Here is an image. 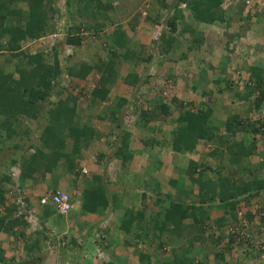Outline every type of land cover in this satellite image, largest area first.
Returning <instances> with one entry per match:
<instances>
[{"label":"trees","instance_id":"1","mask_svg":"<svg viewBox=\"0 0 264 264\" xmlns=\"http://www.w3.org/2000/svg\"><path fill=\"white\" fill-rule=\"evenodd\" d=\"M115 1L0 0V231H11L26 223L23 213L17 214L15 197L7 201L9 195L4 189L6 184H11L10 171L13 167L18 170L14 182L17 187L16 181L19 185L27 180L36 182L42 180L46 173H54L58 169L71 177L78 174L76 158L88 140L95 136V130L87 123L80 126L73 124L76 97L66 90L71 83L84 86L89 74H98L89 102L97 108L116 83L120 63L125 60L131 71L122 77L124 84L131 88L139 86V92L147 89L149 92L150 82L143 71L148 72L151 66L156 71L161 61L182 60L189 52L198 50L202 43L201 32L191 23H184L180 3L185 4L193 22H226V25L230 18L224 17V10L239 4V0H232L226 7L221 6L223 0H147L150 5L137 10L143 0H133L131 6L124 8H118ZM142 10L145 12L143 16ZM118 12L125 16L117 17ZM244 14L245 17H240L245 19L239 28L242 32L250 23L247 17L253 15H249L248 11ZM262 14L264 16V6ZM162 17L165 18L161 20ZM140 20L153 26L160 25L159 34L151 38L149 46L132 40ZM108 25L110 30H105ZM48 34H57L56 41L48 50L29 52L22 47L24 42L39 43L40 38ZM184 34L186 39L181 43ZM239 35L240 32H236L229 36L225 48L233 37ZM182 44L186 52L181 50ZM67 45L81 49L82 57L67 56L64 62L61 61L60 55ZM92 45L96 47L94 51L89 50ZM239 71L237 69L236 75ZM247 72L249 84L243 86L245 95L242 103L234 109L222 108L221 112L218 111L225 115L223 119L213 114L218 104L199 101L194 105L192 100L184 102L171 93L173 84L165 79L157 92L148 96L153 102L139 110L136 121L142 127L155 121L172 126L167 131V140L174 152L190 153L198 142L205 141L212 146L207 155L216 162L220 160L214 168L188 161V179L197 188L194 201L185 202V199L174 198V195L161 194L156 203L157 211L153 213L155 216L150 214L154 222L150 224L159 228L161 237L172 238L178 233L183 246L173 248L171 257L163 256L164 259L156 258L149 263H143L145 256L139 253L141 264H203L193 258L187 261L185 257L194 241L217 243L221 237L227 236L228 243H233L241 239L236 238L233 232L227 234L225 229L233 226L234 210L240 208L241 201L247 204L264 189V179L258 177L260 166L253 169L240 164L242 158L247 159L254 153L255 138L248 139L246 143L242 138H236L240 133H264V119L252 114L264 99V75L257 66L248 67ZM63 75L70 81H66L68 85L64 83ZM166 89V95L162 94ZM249 95L252 97L248 98ZM113 101L111 107L89 112L88 118L109 120L114 124L115 140L111 143V156L125 166L131 158L129 132L121 128L118 116L131 100L117 96ZM221 131L228 135H222ZM153 139L143 144L159 142V137ZM261 161L264 159L261 158ZM209 169H212V178L205 175ZM159 187L155 184L152 189L159 191ZM73 194L80 201L82 213L98 214L109 205L100 176L84 179L82 188L74 190ZM23 200L25 209L28 204L24 197ZM218 205L225 206L229 217L209 218L207 207L218 208ZM187 217L193 219L192 224L183 222ZM107 229L108 226H105V234ZM183 232L186 234L182 235ZM203 234H206L204 240ZM100 245L104 250L105 244ZM229 247L224 245L215 252L217 264H220L223 253ZM3 261L6 259L0 250V262Z\"/></svg>","mask_w":264,"mask_h":264},{"label":"crops","instance_id":"2","mask_svg":"<svg viewBox=\"0 0 264 264\" xmlns=\"http://www.w3.org/2000/svg\"><path fill=\"white\" fill-rule=\"evenodd\" d=\"M251 2L253 3V11L248 13L249 15L255 14L247 17L250 23L243 32L239 31V28L245 20L240 17L246 16L244 14V0L238 1L241 4L240 8L230 7L224 10V17L230 18L227 25L226 22L212 24L193 22L187 17L185 21L191 23L194 28L198 27L196 29L201 32L203 45L195 52L192 51V55L200 59L196 64H190L186 68L187 84L178 90L173 89L171 93L174 96L184 102L192 100L194 105L199 101L208 102L209 105L211 102L216 103L218 105H216L213 114L220 119L225 117L224 114L218 113V111H222V108L234 109L242 103V97L245 95L243 86L248 83V67L257 66L264 75V16L262 14L264 0H251ZM114 3L116 6L118 5L117 2ZM235 23L237 29L231 30L232 25ZM141 26H143V23L140 20L133 34L137 32V35L142 37L140 35L146 29ZM216 27H221L222 31L216 30V32H213ZM236 32H240V35L232 38L233 44L229 43L228 48H225V43H223L221 49L219 47L214 49V41L219 42L220 39L227 41L229 36ZM215 33H218V36ZM228 49H231V51H228ZM203 59L210 61V63L205 64ZM234 60H237L235 65L232 63ZM237 69L240 70L239 75H236ZM166 73L173 79L180 78V70L177 68V64L168 66ZM244 79L246 81L243 82ZM115 86L113 85L110 88L106 99L98 105V112L103 108L113 106V100L117 96L128 98V94L123 95L122 92L120 93L119 88L115 90ZM183 88H185L184 99L180 95ZM111 92L113 93L111 94ZM251 97L252 95L248 96V98ZM148 102L152 103L153 99L148 97ZM78 104L79 102L76 100L73 124L80 126L87 123L95 130V136L88 140L87 145L80 150L79 156L76 158L78 174L71 177L70 174L58 169L57 172L46 173L42 180L36 182L27 180L19 185L16 181L34 221H26L24 226L14 227L11 231H0V250L3 258L6 259L1 263L141 264L139 253H143L145 256L143 263L151 262L156 258L171 257V250L182 247L183 240L180 239L178 233L172 238L161 237L158 231L159 228L154 224V226L150 224L151 222L154 223L150 214L156 213V203H158L161 194L174 195V198L185 199V202L194 201L197 188L188 179V161L191 160L214 168L220 160L216 162L207 155L212 146L207 150L205 147L208 143L200 141L192 152L177 153L171 149L167 140V131L172 128L170 124L167 129L161 126L160 121L142 127L136 121V127H134L136 133L133 132L134 130L128 131V147L131 158L123 166L120 160L111 156V147H109L112 143L110 138L115 135L114 124L109 120L102 121L97 118H88L87 112L84 111L86 108L80 104L83 109ZM252 114H254V117L258 114L260 118L264 119V99L259 108ZM118 123L121 125L120 116H118ZM221 134L228 135L223 131H221ZM104 137L109 139L102 142L101 138ZM158 137V143L143 144L151 138L157 140ZM236 138H242L245 141L244 143L250 138H255L254 153L248 156L247 159L240 160V164L245 163L244 165L253 169L260 166L258 177L264 179V161H261L264 133L255 135L240 133L236 135ZM107 167H110L112 172L111 178L106 175ZM82 168L86 170L85 173L80 172ZM210 170L212 171V169H209L205 172L208 178L213 177ZM93 176L101 177L109 205L98 214L82 213L80 201L77 196H74L73 192L82 188L84 179L90 180ZM14 182L11 180L12 185L8 183L11 188L7 184L4 186L11 198L15 197L14 193L17 195L13 186ZM155 184L160 186L159 191L152 189ZM55 189H63L68 191L70 195L71 209L65 216L54 212L51 204L43 206L39 203V198L42 195ZM188 193H190V197ZM255 198H259L260 202L258 204L257 202L255 204ZM249 203L256 207L247 209L242 205L244 200L241 201L240 208H236L234 211L233 220L235 221L232 222L234 223L233 226H237L239 230L248 234V239L228 243L226 236L225 238L221 237L217 243L207 240L204 242L194 241L189 251L186 252L187 261L193 258L202 261L203 264H217L215 252L220 250L219 248H222V246L229 245V250L223 253L220 264L229 262L230 264H263V261L254 254L252 240H254V232H257L259 228L264 229V215H262L264 214V208L261 207L264 203V189L249 199L247 204ZM217 207H207L206 213L209 218L229 217L230 213L227 212L225 207L222 205ZM255 217H259L260 220L257 226L254 222ZM104 218L108 219L106 223L108 229L104 243L107 260L97 262L91 259L92 242L96 230H98V224ZM192 221L191 217L183 220L187 225L192 224ZM167 226H170V224ZM139 227L141 228L138 230ZM185 234V232L182 233V235ZM205 237L206 234H203V240ZM180 251L183 252L181 248ZM83 252H86L88 256H83Z\"/></svg>","mask_w":264,"mask_h":264},{"label":"rangeland","instance_id":"3","mask_svg":"<svg viewBox=\"0 0 264 264\" xmlns=\"http://www.w3.org/2000/svg\"><path fill=\"white\" fill-rule=\"evenodd\" d=\"M119 1H120V3H118ZM167 1L169 2V0H167ZM115 2L118 3V6H117L118 8H122V7L124 8V7L131 6L133 0H129V1L116 0ZM149 5H150V3L147 2V0H143V2L139 5V8L137 10L143 9L144 6H149ZM237 6H236V8L238 9V8L241 7V4H237ZM116 16L119 17V18H123L125 16V14L118 12L116 14ZM183 17H184V23H188V22L185 21L187 19V17H188L187 12H186L185 16L183 15ZM164 18L165 17H162L161 20H163ZM142 23H143V26H141V27L145 28L146 31L145 32L142 31L143 33L140 35L142 37H139L137 35L138 33L136 32V34H133L132 40L134 42H137V43L139 42L141 44L148 45L151 42V38H152V35L151 34H152L153 30H154L153 29V25H150L149 23H145L143 21H142ZM195 28H198V27H195ZM220 28L221 27H216L215 29H213L214 30L213 32H216V30H221L222 31V29H220ZM106 29L107 30H110V26L109 25L106 26L105 27V30ZM236 29H237V25L235 23V24L232 25L231 30H236ZM215 34L218 36V33H215ZM185 39H186V37H185V34H184V35L181 36V39H180L181 43H183V40H185ZM40 42L39 43L29 44V45L27 44L28 42H24L22 44V46H23L24 49H27L29 52H35V51H38V50H41V51L48 50V48H49V41L46 42V39H43V41H40ZM202 43H203V40H202ZM202 43L200 45V48L203 45ZM223 43H225V41H222L221 39L219 40V42L214 41V49L215 48L218 49V47L221 49ZM230 44H233L232 41H230ZM94 47L95 46L92 45L89 50L92 49L91 51H94L96 49V47L95 48ZM181 48H182L181 50H183V52H186L187 51L186 47L183 44H182V47ZM150 50H152V48ZM153 52H154V50H153ZM68 56H71L73 58H81L82 57V50L79 49V48H77V49L76 48H73L72 49V53H70ZM91 56H88L87 58H91ZM65 57H67V56H64V54L61 53V55H60V58L61 59L60 60L64 62L65 61ZM199 59H200L199 57H194L192 55V53L189 52L186 58H184L182 60L181 59L176 60V62L169 63V62L161 61V65H160V67L158 69H156V71H155V68L153 66H152V69H151V67H148L149 68L148 69V72L147 71H143V74L148 75V80L153 85H152V91L151 92L150 91L148 92V89H147L146 91L148 93L147 92L146 93L144 92V94L141 93V95L144 96V98H143L144 100H142V102H141V105H140L141 107H139L136 110V115L139 116V114H140L139 110H143V109L147 108L146 105H150L151 104L150 102H148V96L151 93H154L155 94L157 92L156 90H158L160 88V85L162 84V80L165 79V80L170 81V83L173 84V88L172 89H177L178 90V89L184 87L187 84V78H188V76L186 75L187 74L186 68H188V66L190 64H196ZM203 61H204L205 64L210 63V61H206L204 59H203ZM232 63L234 65L237 64V60H234ZM155 64H157V61L156 60H155ZM172 64H173V66L177 64V68H179V70H180V74H179V77L180 78L179 79H173V78H171V76L167 75V73H166V68L168 66H171ZM128 65L129 64L127 63V61H125V60L121 61L120 66H119V77L117 78L116 84H114V85L117 86V87L115 86V90H116V88H119L120 89V93L122 92L123 95L128 94L129 95L128 98L133 99L134 98V95L136 96L139 93V90H138L139 89V86H133L132 88H130V87H128L129 85H127V84L124 85V82L122 81V77L128 71H131V70H129V66ZM97 78H98V74H96V73L93 72V73H91V74H89L87 76V82L84 84V86H81V85L79 86L78 84H74L73 85V83H71L70 86H68L67 89H66V90H68L70 92L69 94L71 96L76 97V100H78V102H79V104H78L79 106L82 105L84 108H86V109H84L81 106V108H83L84 111L87 112V114H89V112H95L96 110H98V107L97 108L95 106L92 107V105H90L91 103H89L90 102V99H91L90 98V91L96 85V79ZM63 81H64L65 84L67 83L66 81L70 82L68 79H64ZM150 83H149V85H150ZM67 85H68V83H67ZM143 85H145V83H143ZM66 90H65V92H66ZM184 92H185V88H183L181 90V93H180V95L183 96V99L185 98L184 97V94H183ZM112 93L113 92H111V94ZM149 100H150V98H149ZM94 103H93V105H95ZM171 110H174V108L172 107ZM135 122H136V118L134 119V123L132 124V126H130V128H131L130 131L134 130V127H136L135 126ZM161 126H164V128L167 129L169 127V123L168 124L162 123ZM133 132L136 133V130H134ZM136 136H137V134H136ZM34 137H35V135H34ZM106 139H109V138L108 137L107 138H105V137L104 138H101V141L102 142H105ZM110 140H112V139L110 138ZM109 147H111V145ZM263 147H264V145L262 146V148ZM262 148H261V150H262ZM241 160H244V159L242 158ZM242 162H246V161H242ZM244 164L245 163H242L241 165H244ZM66 192H68V191H66ZM255 199H256L255 200V204H256V202L258 204L260 202L259 198H255ZM10 200H11V197L9 195L7 201H10ZM242 205H243V207H245L247 209H249V208L250 209H253L254 207H256V206H254V205H252L250 203L249 204L244 203ZM222 206L225 207L224 205H222ZM261 207L264 208V203H263V206H261ZM262 215H264V214H262ZM259 221H260L259 220V217H255L254 222H255L256 226L259 223ZM259 232H260V229H259ZM256 239L257 240H263L264 239V229H263V235L258 234L257 237H256ZM247 256H249V255L247 254ZM228 260H230V259H228Z\"/></svg>","mask_w":264,"mask_h":264},{"label":"built area","instance_id":"4","mask_svg":"<svg viewBox=\"0 0 264 264\" xmlns=\"http://www.w3.org/2000/svg\"><path fill=\"white\" fill-rule=\"evenodd\" d=\"M231 2H232V0H224L222 3V6H227ZM252 5H253V3L251 2V0H245L244 11L245 12L246 11H248V12L253 11ZM181 6L184 7V4L182 3ZM144 14H145V12H144V10H142L141 16H143ZM153 29L154 30H153L151 35H152V38H156L157 35L159 34V31H160V25H154ZM56 37H57V34H48V35L40 38V41H43V39H46V42L49 41V46H50L56 41ZM27 44L29 45L30 43H27ZM72 49H73V47H70L67 45L63 48L62 53L64 54V56H68L70 53H72ZM151 69H152V66H151ZM151 85H152V83H150V85H149V91H152V87H150ZM144 91H146V90H143L140 92L143 93ZM139 93L133 99H130L131 101L125 107L122 108L121 116H122L123 125L125 127L131 126L134 118L136 117V110L139 107H141L140 106L141 102H142V100H144L143 99L144 96L139 94ZM161 93L166 95L167 89L163 90ZM209 147H210V145L207 144L205 149L208 150ZM261 151H262L261 156L264 159V147L262 148ZM81 172L85 173L86 170L82 168ZM17 174H18V170L16 169V167H13L10 171L11 179L13 181L16 180ZM106 175L109 176L110 178L112 177V172L110 170V167H107ZM14 189L16 190V193H17V195L14 193V195H15L14 203L18 204L17 214H20V213H22L23 208H24L23 207L24 206V200H23V196L20 193L21 190L16 185H14ZM39 203L41 205H46L48 203L51 204L53 206L54 210L61 215H66L68 213V211L71 209L69 194L63 189H56V190H52L48 193H45L44 195H42L39 198ZM27 219L32 220V214L29 213L27 215ZM107 220H108L107 218H104L103 220L101 219V221L98 224V230H96V233H95V236H94V239L92 242L91 259L94 261H97V262L107 260V253L102 249V247L100 245V244L105 243L106 234L104 233V228L106 226ZM259 229H260V232H258ZM259 229L257 232H254V240H252V249L254 251L255 256H257L260 260H262L263 264H264V239L263 240H257L256 239L258 234L263 235V229L262 228H259ZM228 232H230V233L233 232V234L235 233L236 238L241 237L242 240L249 238L248 234L246 232L239 230V228L237 226L229 227L227 229L226 233L228 234ZM82 254H83V256H88V254L86 252H83ZM0 264H2V263L0 262ZM59 264H68V263L67 262H61Z\"/></svg>","mask_w":264,"mask_h":264},{"label":"clouds","instance_id":"5","mask_svg":"<svg viewBox=\"0 0 264 264\" xmlns=\"http://www.w3.org/2000/svg\"><path fill=\"white\" fill-rule=\"evenodd\" d=\"M223 1H224V0H223ZM223 1H222V3H223ZM244 2H245V0H244ZM222 3H221V6H222ZM181 4H182V3L179 4V8H182V9H183V12H182V13H183V15L185 16L186 12H187V14H188V10L185 9V4H184V3H183V4H184V7H182ZM223 7H226V6H223ZM244 7H245V5H244ZM244 12H245V11H244ZM188 17H189V14H188ZM63 76H64V75H63ZM64 79H67V77H64L63 80H64ZM156 91H157V90H156ZM151 94H152V93H151ZM134 97H135V95H134ZM129 99H131V98H129ZM121 113H122V109H121V112H120V122H121V125H120V126H121V128H122L123 130L129 131L131 128H130V126H129V127H125V126L123 125ZM137 117H138V116L136 115L135 118H137ZM135 118H134V119H135ZM133 123H134V120H133L132 124H133ZM132 124H131V126H132ZM111 139H112V141H113V140L115 139L114 136H113V138H111ZM208 150H209V149H208ZM80 172H81V171H80ZM55 190H56V189H55ZM67 193H68V192H67ZM69 197H70V196H69ZM70 203H71V202H70ZM48 204H49V203H48ZM46 205H47V204H46ZM43 206H44V205H43ZM52 207H53V206H52ZM53 209H54V208H53ZM27 211H28V212H27ZM54 211H55V210H54ZM55 212H56V211H55ZM22 213H23V215H24L26 221H28V222H30V221L33 222V221H34L33 215H32V220H28V219H27V215H28L29 213L31 214V212H29V210H28L27 208L23 209ZM56 213H57V212H56ZM57 214H59V213H57ZM59 215H61V214H59ZM62 216H65V215H62ZM241 240H242V239H240L239 241H241ZM239 241H238V242H239ZM194 264H196V263H194ZM225 264H230V262H229V263H225Z\"/></svg>","mask_w":264,"mask_h":264}]
</instances>
